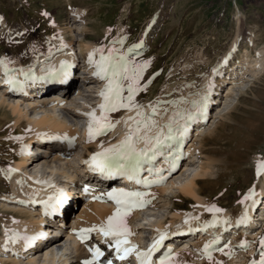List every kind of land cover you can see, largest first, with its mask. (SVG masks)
I'll return each mask as SVG.
<instances>
[{
    "label": "bare ground",
    "instance_id": "6f19581e",
    "mask_svg": "<svg viewBox=\"0 0 264 264\" xmlns=\"http://www.w3.org/2000/svg\"><path fill=\"white\" fill-rule=\"evenodd\" d=\"M70 28L71 32H73L72 27ZM241 35L242 33H239L240 38ZM73 41L74 39H71L69 42L65 43V45L63 44V49L61 51H58L59 49L55 50V48L52 47V41L51 48H48L46 54L38 58L36 56L34 65L30 69L17 66H15V68H17L14 69V65L11 61L0 58V60L5 61L8 71V76H6L5 65L0 64V108L7 109L10 113V117L15 119L12 123L14 131L11 137L13 139L7 140V145L11 146V148H20V152L17 156H11V153H9V158L13 162V167L10 170H8V167V171L4 172V176L6 175L13 185L12 192L14 195L12 196V203L21 202L22 206L24 205L25 208H21L19 212L30 219L28 221L19 220L15 222L12 224L13 229L10 228L12 229L11 232L8 230V232L5 233V237H3V239L0 238V254H3L2 256L0 255L1 264H70L68 254L71 250L75 256L73 259L77 260L79 264H86V261L92 260L91 255L86 250V246L89 245L90 241L79 243L77 238L80 235L81 229H88L93 225L99 226L105 223L107 218L115 211L112 200L106 198L107 193L113 189L114 185H110V183L101 180V176L89 172L85 173V178H82V174H84L82 164L93 154L102 152L104 149L119 144L120 141L124 139L129 127L133 123V121H129L128 124H126L125 121H127L129 117H136L137 111L143 112L145 117H151V119L155 121L156 127L151 129L150 135H155L160 128H164V131L167 132L166 125L169 123V120L173 118L176 111L180 112L182 110L181 113L190 111L195 112L194 106H192L191 103L189 104V102L193 100L188 101V99H186L188 97H186V101H184L187 103V105L184 104L185 107H182L178 102L176 103L174 101L170 103L166 102L170 108L153 106L148 102L141 103L139 93L142 89L139 88L140 90L136 93L132 101L138 108H133L131 110L128 108H120L118 111L109 112L107 115L109 120L114 124V127L107 130L102 135L95 136L89 142L87 127L89 117L85 114L95 110L97 116L101 115L99 105L104 101L100 93L108 84V80L101 79L100 76L95 74L99 70L97 65L104 64L107 66L110 64L116 66L124 64L128 67H133L134 61L129 59L127 57V52L124 51L127 46L125 38L124 42L121 41L118 45L114 44L106 48L98 47L94 44L95 42L93 43L91 40V43L82 45L81 49L87 55L85 60L86 65L83 69L87 77H80L87 78L86 85H88V83L92 84L96 90L94 94L99 96L97 97L98 99L93 100L96 101V106L91 105L87 107L88 105L85 104L84 106L87 107L86 111L77 110V108L80 107L77 106L79 104L76 102L77 97H85L90 92L88 89L86 90L85 87H79L77 90L73 91L71 87H69V89L61 87L56 90L46 91V85L52 84L54 79H39V77L47 75V70L50 67L56 69L57 73H60L62 61L67 62L71 67H68L61 77L64 78L69 75L70 70L76 67L78 63V56L74 51ZM253 46L257 49L254 36H251L247 41V45L241 48L243 61L240 62L241 68L239 72H237L238 67L233 68V66H227L232 67L231 72H233V74H231L233 77L228 83L230 86L242 84V82L237 81L238 77L247 75V73H251L255 77L264 73V51L260 50L257 55H252L250 48L252 49ZM90 54L92 57L91 62H89ZM102 56L107 59L102 61ZM225 56L224 59L220 60V63L216 65L218 67L216 73H218L217 75H219L218 77L220 80L222 73L226 70V68L223 67V63L230 57V54L228 53ZM138 57H140V55H137V58ZM108 75L111 76V73L109 72ZM9 76L15 79L30 81V94L27 98L21 97L16 90H8L3 86ZM34 76L37 77L36 80H32ZM215 82L214 79L209 90V101L212 94L211 91L214 89L213 87L216 88L217 86ZM120 83L124 88L126 85H129L130 81L124 79L121 80ZM145 86L147 85L145 84ZM230 89L234 93L233 87H230ZM197 95L198 94H196L195 97H197ZM204 95L205 94L200 95L198 99L196 98V101H200ZM215 95H218V92ZM50 98L54 99L52 108H49L46 104ZM85 102L87 103V101ZM160 104H162V102ZM188 104L191 105V109L188 108ZM225 106L226 107L223 109H220L221 107L217 108L220 110L215 118L216 120L222 119V113L229 108L227 105ZM153 108H155V114H153ZM65 110H69V112L74 115L75 119H77L76 124H72L69 121L70 119L63 116ZM227 115H230V113ZM206 118H208V121L204 123ZM211 118H213V116L210 113V109L206 107L203 114L197 115L195 120L189 122L188 131L191 130L189 140L188 138H182L181 144L180 138L178 137L176 141L168 142L170 146L164 147L157 153L153 160L143 163L142 169L145 170L144 179H159V177L149 175V167L161 169L159 176L164 179L158 183L146 185L144 188L140 189L141 192L147 193L144 199L148 201V203L144 207L132 211L127 217V225L133 233L131 236L141 244L149 240L153 241L154 238L158 236L157 229H159L160 232H167V238L164 240L166 241L164 249L166 253L169 249L172 250V264H217V262H219V264H259L255 258H252L255 256H252V254L255 250L256 252L262 250L263 246L260 244V239L264 237V231L260 229L252 230V225L248 228H242L246 223L238 224L240 218L245 214L248 216L249 213H251V215L253 214L255 221L260 217L257 220L264 222V213L257 214L256 209H254L255 203H257L259 199V197H257L258 194L253 201H245L242 211L239 213L230 214L226 209L220 214L207 211V207L211 206L212 203H209L210 201L207 203L206 199L208 197L206 199L204 198V187L208 185L207 183L210 182L209 179L212 178H216L215 184L219 185L220 177L229 169V166H226L229 161H219L217 158L201 151L206 139L212 137L214 133L217 132L218 126L220 125L214 121L210 128L206 129ZM24 121L26 122V126L22 127L21 125ZM183 122L182 120L180 121V123ZM194 131L196 132L195 135L193 134ZM193 136L195 140L192 142L191 137ZM54 139L60 142L55 143L53 142ZM71 140L77 142L74 149L68 148V143ZM80 143L83 145L82 150L80 149ZM185 144H189L186 150L184 147ZM144 147L145 145L142 141L136 143V148L138 150ZM33 150L46 155H42L33 160L30 157V155L36 154V152L32 153ZM216 153H218L217 150H212V154L216 156ZM184 157H189L190 161L184 164L185 168L180 176L178 175L177 178H175L176 176L173 175L172 177L175 176V180H172L171 177V179L167 181V178L174 172L173 164L178 160H183ZM40 167L46 169L47 175L40 174V169H36ZM216 168L217 171L215 172L214 170ZM164 172L165 175L161 176ZM33 174H35V177L31 178L30 176ZM58 176L62 178V181L59 185L57 184V187L61 186L64 189L76 188V184L79 181H81V184L88 185V182L94 179L97 183H95V185L89 184V189L86 187L82 188L81 192L78 193L80 194L79 199H84L83 202L78 201V198L75 199L74 195H67L66 202L63 205H58L55 204L54 201H49V197L58 195L60 189L54 188L49 190L45 188L46 185L57 182ZM113 177L118 179L117 181L119 184L115 185L119 186V189L127 188L126 180L123 176L114 175ZM35 181L39 182L41 185H36ZM260 186L263 189L262 194H264V175L261 177ZM175 194L177 195L176 197L174 196ZM170 195H173L175 198L166 200V196L170 197ZM45 202L58 213L56 220H59V223L57 224V229H55L57 232H60V234L65 235L68 241V245H65L63 250L57 251L53 248L60 245L62 241H58L55 244L51 243L46 247L48 238H46L44 232L50 231L49 227L52 226L53 221H51L49 225L45 223L46 217L43 215V207L47 205ZM188 203H191L190 208L187 206ZM77 208H80V211L73 217V212ZM163 210L164 212L166 211V214L161 217H157L156 213V215L153 214L155 211ZM194 217H198V219ZM214 218L216 220L215 225L205 227L206 223L210 224ZM186 219L188 220L187 224L184 223ZM224 221H227V223L225 224ZM190 228L192 229L191 231H189ZM146 230L150 232L148 238L144 236V231ZM229 230L232 231V236L230 240L228 239L229 242H227V240L226 243L223 242L221 245H219V243L213 245L211 249L212 260L209 261L207 255H205L203 251L205 243L216 238H219V242L223 241L224 237L222 234ZM195 232L196 234H194ZM14 235L17 238L14 240L10 239ZM92 235L104 242L110 241V238L106 240L98 231L88 233L89 238ZM185 238L189 240L181 244V246L185 248L192 246L194 245V241H196V246L191 249H181L179 252L174 253L173 251L175 249L180 248L178 244L180 240ZM174 244H177L179 247L174 246ZM242 244L244 246H242ZM45 247L46 250L43 254L45 253L46 257L44 258V256H40V251ZM220 248H223L224 251H219L218 249ZM247 249L251 252L249 256L250 259L246 258ZM21 258L29 259L24 263Z\"/></svg>",
    "mask_w": 264,
    "mask_h": 264
},
{
    "label": "rangeland",
    "instance_id": "374dc122",
    "mask_svg": "<svg viewBox=\"0 0 264 264\" xmlns=\"http://www.w3.org/2000/svg\"><path fill=\"white\" fill-rule=\"evenodd\" d=\"M0 17L3 18L0 20V58L11 61L14 69L17 67L30 69L34 65L36 56L38 58L46 54L52 45L55 50L61 51L63 44L74 39V51L79 62L74 73L75 82L71 88L75 91L79 87H85L91 92L85 97H77L76 102L79 103L77 106H80L77 110L86 111L87 107L96 106L97 103L93 100L98 99L99 96L94 94L96 90L92 84L86 85L87 81L83 83L77 81L79 78H75L86 65L87 55L81 49L85 43L95 42L98 47L106 48L124 42L125 38L127 46L124 51L127 52V57L134 61L133 67L149 62L139 81V88L142 89L139 93L141 103L148 102L153 106L170 108L167 103L174 101L183 107L184 104L187 105L184 102L186 99L196 101L200 95L209 93L212 81L215 79L217 86L213 87L214 91H211L209 101L213 118L210 119L206 129L210 128L214 121L220 125L218 124L217 132L206 139L201 151L219 161H229L226 164L229 169L223 176H219V185L215 184L216 178L209 179L210 182L204 187L203 196L205 199L208 197L207 203L210 201L209 203L215 206L221 205L220 207L233 214L242 211L243 203L240 201L248 194L251 187H259L260 193L263 192L260 186L261 177L256 178L254 171L258 158L260 161L264 159V73L256 77L247 73L238 77L237 81L242 84L230 86L228 83L233 77L231 75L233 72H231L232 67L227 66L238 67L237 72H239L240 62L243 61L241 48L247 45L251 36H254L257 43V49L255 46L253 50L250 48L252 55H257L260 50L264 51V0H0ZM239 33H242V39ZM228 53L230 54L226 59L228 64H223L226 70L220 80L216 73L218 70L216 65ZM137 55L140 57L137 58ZM230 87H233L234 93ZM127 88L128 85L123 88L125 98L128 96ZM217 92L218 95H215ZM193 101L189 102L192 106ZM85 104L88 106L85 107ZM189 104L188 108L191 109ZM225 105L229 108L222 113V119L216 120L219 110L225 108ZM218 107L221 108L217 109ZM181 112L182 110L179 113ZM229 113L230 115H227ZM63 116L70 119L72 124H76L77 119L69 110H65ZM14 120L7 109L0 108V238L2 239L8 230L11 232L12 224L19 220H30L19 212L21 208H25L21 202L12 203L13 185L10 179L4 176V172L13 167L9 153L11 156H17L20 152V148L12 147V149L7 145L9 139H13L11 135L14 131L12 124ZM21 126H26V122L24 121ZM193 134L195 135L196 132ZM194 140L193 136L192 142ZM80 149H83L81 143ZM214 149L218 151L216 156L212 154ZM188 162L189 158H185L184 163ZM184 168L176 172L174 177L180 176ZM214 171L216 172L217 168ZM40 173L47 175L43 167ZM173 175L168 177L167 181ZM174 177L172 180L175 179ZM57 178L56 183L59 185L62 178L60 176ZM174 196H166V200H171L175 198ZM83 200L79 201L83 202ZM187 206L190 208L191 203ZM257 208L258 213H264V201L259 202ZM79 209L73 212V217L79 213ZM162 212L164 210L155 211L153 214L156 213L157 217H161L166 214V211ZM258 223L260 226L257 229L264 231V224ZM231 233V230L224 232L223 241L219 242V245L230 240ZM149 235L148 230L144 231L145 238ZM58 241L64 244L66 239L51 240L53 244ZM46 247L41 249L40 256L44 255ZM59 250L61 249L57 251ZM262 250L260 252L255 250V254H252L255 255L252 258H255L259 264L262 255L264 256V246ZM246 253V258L250 259V250L247 249ZM68 258L70 264H79L73 259L75 256L72 250ZM28 259L21 258L24 263Z\"/></svg>",
    "mask_w": 264,
    "mask_h": 264
},
{
    "label": "snow or ice",
    "instance_id": "6c2138e0",
    "mask_svg": "<svg viewBox=\"0 0 264 264\" xmlns=\"http://www.w3.org/2000/svg\"><path fill=\"white\" fill-rule=\"evenodd\" d=\"M46 15V13H45ZM3 18L0 17V20ZM107 58L101 57V60L104 61ZM91 54L89 56V62H91ZM149 62H145L144 65H135L134 67H128L124 64L112 66L104 64L97 65L99 69L95 74L100 76L101 79L108 80V84L105 89L101 91L100 95L103 98V103L99 105L101 115L97 116L96 111L93 110L89 113H86L89 117L88 122V139L89 142L97 135L104 134L107 130H110L114 127V124L109 120L108 113L118 111L120 108H128L129 110L133 108H138L137 105H134L132 101L139 89V81L142 78V72L148 66ZM0 64L5 65V75L8 76L7 66L4 60H0ZM68 67L67 62H61L60 72L63 73ZM111 73V76L108 73ZM59 73L56 69L49 68L47 70V75L39 77V79H55ZM127 79L130 81L127 92L128 96L125 98L122 93L124 91L121 86L120 81ZM11 87H16L19 85V81L14 77L9 76L6 81ZM211 87V86H210ZM209 101V93H206L200 101H194L193 106L195 112L187 113H174L173 118L169 120V123L166 125L167 132L164 131V128H160L155 135H150L151 129L156 127V123L151 117H145L144 113L141 111L136 112V117H129L126 124L129 121H133L131 126L128 129L127 134L124 139L120 141L119 144L111 146L107 149H104L102 152L95 153L90 161H85L89 164L90 170L99 171L102 175L113 176V175H122L127 176L130 180H136V182L151 185L153 183H158L164 178L159 176L161 169L149 167L148 172L150 176L159 177V179H141L140 172L142 170V165L145 162H149L155 158L158 152H160L164 147H169L170 141H176L178 137L180 138V143L182 144V138L188 132V124L190 121L196 119L197 115L203 114L206 110L207 104ZM153 114H155V108H153ZM138 117V118H137ZM184 121L180 123V121ZM142 141L145 145L142 149L136 148V143ZM175 155V154H173ZM178 158V157H177ZM175 165L173 164V167ZM264 174V161H260L258 158L256 166V175L259 178ZM147 193L138 192V191H127L125 189H116L113 188L110 192L107 193V196L110 200L115 202L116 208L115 211L110 215L106 222L96 226L93 225L88 229L80 230V239L83 242L88 239V233L92 231H98L101 233L106 240L110 238V247H114L116 256L120 260L126 259L131 253L135 252L136 258L139 261V264H154L152 261L153 253L161 246L163 241L167 238V232H160L157 229L158 236L154 238L152 245L146 251L137 250L138 246L132 244L129 240V237L133 235L131 229L127 225V217L137 208L144 207L148 201L144 199ZM255 195V187L249 190L248 194L244 196V199L240 201L244 203ZM67 200V194L63 191H60L58 195L54 197H49V201H54L55 204L63 205ZM47 204V202H45ZM207 211L218 213L223 211L222 209L217 208L214 204L207 207ZM198 219V217H194ZM248 217L245 214L240 218L238 224L245 223ZM185 224L188 223L186 219ZM216 223L215 218L212 222L206 223L205 227L214 226ZM226 224L227 221H224ZM179 227V226H178ZM192 229L190 228L189 231ZM17 238L15 235L10 239ZM219 243V238L211 240L204 245V253L207 255L209 261L212 260L211 249L213 245ZM260 244L264 246V237L260 239ZM242 246H244L242 244ZM227 247V245H226ZM219 251L223 252L224 249L220 248ZM90 252L93 253V259L86 261V264H98L99 258L104 255L99 247L90 248ZM227 254V253H225ZM173 253L169 249L160 259L159 264H172ZM107 264H112L111 261H108ZM219 264V262H217ZM261 264H264V256H262Z\"/></svg>",
    "mask_w": 264,
    "mask_h": 264
}]
</instances>
